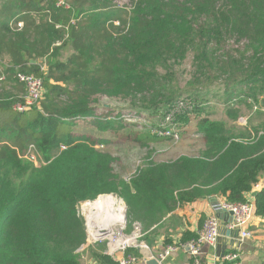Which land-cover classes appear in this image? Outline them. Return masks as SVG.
Here are the masks:
<instances>
[{
  "label": "trees",
  "instance_id": "1",
  "mask_svg": "<svg viewBox=\"0 0 264 264\" xmlns=\"http://www.w3.org/2000/svg\"><path fill=\"white\" fill-rule=\"evenodd\" d=\"M190 55L186 90L174 70ZM19 74L41 79L44 89L39 106L23 113L14 109L26 92ZM221 75L232 120L242 106L264 108V0H138L132 10L110 0H0V264H82L87 232L78 208L105 194L125 201L129 224L146 226L200 199L251 202L264 174V122L241 132L211 119L207 97ZM100 98L135 109L105 117ZM140 113L172 115L180 140L194 130L200 154L152 160L125 181L111 152L97 148L127 128L109 117ZM170 140L151 130L134 138L142 148ZM252 203L264 217V188ZM96 253L117 264L104 248Z\"/></svg>",
  "mask_w": 264,
  "mask_h": 264
},
{
  "label": "rangeland",
  "instance_id": "2",
  "mask_svg": "<svg viewBox=\"0 0 264 264\" xmlns=\"http://www.w3.org/2000/svg\"><path fill=\"white\" fill-rule=\"evenodd\" d=\"M97 1L107 2L108 0H97ZM137 1L138 0H110V2L116 5L118 8H126L131 10L133 9V7H135ZM229 46L237 48V46L233 42H231ZM223 52L224 51H221L220 53ZM69 56H70L69 53L62 54L61 58L67 59ZM174 71H176L177 79L180 82V87L182 89L187 90L189 88L187 87V85L193 83V72H194L193 55H190L189 58L181 66L176 67ZM219 75L220 74H218V76ZM222 75L220 80H218L217 82V85L219 86L213 85L211 87V90L213 92L207 97L208 100L207 105L212 108V111L210 112L211 119L217 121H224V122L227 121L229 125L237 126V129H240L241 132H245L246 128H251L252 130L253 127H256L260 123L264 122V108L258 106H254L253 109H248L247 107H243V106L240 107L242 109L241 116L239 119H237V121L236 120L234 121L229 117L226 104L224 102L226 99L224 98L223 93H220L219 91L222 90L221 87L223 86V83H226L228 79L227 75L226 76H222ZM0 93H4V91L0 90ZM7 94H11V93H7ZM99 101L102 106L99 107L98 112L100 113V115L105 117L106 115H109L112 109L119 111L126 110L127 108L135 109L131 105L130 101L127 100L124 101L113 98H100ZM180 107L186 108V104H180ZM111 117H109L107 120H113V122L122 121L124 124H126L127 128L124 132H121L120 134L121 137L118 139V141H115L113 145L108 146L106 148L103 146H99L97 149L105 153L106 150L111 152L113 159H115L114 173L123 176L125 181L127 182H129L130 178L135 176L142 167H145V165H147V163H150L152 160L156 163H162L167 161L169 162L173 161L176 159V157L180 155L200 154V149L202 148V142L199 139V136L195 135L194 134L195 131L193 130V128H191L193 131L190 134L185 135L184 138L180 140V138L177 135L175 124H173L174 120L172 118L173 117L172 115H170L169 119H165L163 121L159 117L144 115L142 113L126 114L121 116L120 118H111ZM84 124L85 123L83 119L77 120L76 125L83 126ZM88 126L90 125L88 124ZM139 130L141 131L151 130L159 135L160 134L167 135L171 133L176 138V141H171V140L164 141L162 143L156 144L155 146H152V148L138 147V145L134 141V138ZM129 136L130 138H133V140L130 139V141H128ZM64 149L65 148L61 150ZM34 157L35 156L31 154V152L27 153L26 158L32 161L36 167H40V162L38 158L36 157L35 159H33ZM102 197H108L112 200L113 206L110 207V209H108L109 207L107 206L103 209H98L96 207V203L99 202ZM121 207L125 209V211L123 210V214H124L123 218L125 224H123V222L115 223L116 221H113L114 218L112 217L113 215H118L117 210L120 209ZM78 209H79V214L84 219L86 226L87 242L85 245L86 246L85 250L86 249L88 250V248H96L97 250L104 248L106 251V244L103 243H96L94 245L88 244L89 229L92 228L91 223L93 221H94L93 226H95V228L97 229L102 227L104 224L108 222L106 224V227H108L110 231H114L116 228L119 229L121 228L122 225L126 227L125 229L126 233H131L132 231H134L133 226L135 225L141 232H145L144 229L146 227V224L142 223L141 221L133 219V221L130 222L129 224L127 205L125 201L122 198H120L118 195L115 194L101 195L98 198H96V200L94 201H89L81 204ZM108 211L110 212L106 213ZM101 223L104 224L102 225ZM97 245H102V246H97Z\"/></svg>",
  "mask_w": 264,
  "mask_h": 264
},
{
  "label": "crops",
  "instance_id": "3",
  "mask_svg": "<svg viewBox=\"0 0 264 264\" xmlns=\"http://www.w3.org/2000/svg\"><path fill=\"white\" fill-rule=\"evenodd\" d=\"M263 188L264 174L253 192L248 195V199L253 201L256 193L262 191ZM222 200V198L210 197L178 207L173 212L166 214L157 224L145 227L144 241L148 245L147 251L151 253V257L143 256L142 250H131L128 254H137L139 264H194L193 257L185 250H179L163 260H160V255L165 247L172 243L187 242L196 238L206 220L215 216L220 222V236L215 247L202 246L199 255L201 264H227L224 257L230 253H237L241 264H264V217L254 218L249 228L252 237L242 240L238 232L228 230L230 216L214 211L215 204ZM106 206L110 207L111 204ZM96 207L98 209L105 208L100 204ZM93 222L91 226L94 225ZM93 228L96 230L95 226ZM85 248L86 246L81 251H84ZM94 249L95 253L86 250L81 254L82 264H102L95 257L97 249Z\"/></svg>",
  "mask_w": 264,
  "mask_h": 264
},
{
  "label": "built area",
  "instance_id": "4",
  "mask_svg": "<svg viewBox=\"0 0 264 264\" xmlns=\"http://www.w3.org/2000/svg\"><path fill=\"white\" fill-rule=\"evenodd\" d=\"M59 5H64V3L61 2ZM42 70H47L46 63H43ZM3 80L4 77H1L0 81ZM18 80L25 85L26 92L23 96V102L15 105L14 109L17 112L23 113L26 110L39 106L43 97V81L25 74H19ZM167 135L171 136L173 134L169 133ZM31 154L33 153L31 152ZM33 155L35 156L33 159H35L36 155ZM214 211L217 213H226L230 216V221L227 226L228 230L238 232L242 240L252 237L249 228L256 217L252 201L246 204H229L224 200L218 201L214 206ZM123 224H125L124 221ZM133 228L134 231L131 233H126V227L122 225L121 228H116L113 232L101 230L96 233L93 228H90L88 244H106L105 254L110 256L117 264H139L138 257L133 254H128V251H141L148 250L149 248L144 241L146 233L141 232L135 225ZM219 236L220 222L215 216H212L206 220L196 238L187 242L172 243L166 246L160 255V260L168 258L179 250H185L193 257L194 264H201L199 255L202 246L209 245L215 247ZM224 260L227 264H241L237 253L227 254Z\"/></svg>",
  "mask_w": 264,
  "mask_h": 264
},
{
  "label": "bare ground",
  "instance_id": "5",
  "mask_svg": "<svg viewBox=\"0 0 264 264\" xmlns=\"http://www.w3.org/2000/svg\"><path fill=\"white\" fill-rule=\"evenodd\" d=\"M98 204H100L102 207H105L106 205H110L111 204V206L110 207H112L113 205V203H112V200L110 199V198H108V197H102L101 199H100V201L99 202H97L96 203V205H98ZM118 206V205H117ZM121 206V205H120ZM110 207L108 208V209H110ZM117 209V208H116ZM123 210L125 211V209L124 208H120V209H118L117 210V213H118V215H113L112 217L114 218V220L113 221H116L115 223H117V222H123L124 221V218H123ZM111 211V210H110ZM110 211H108V212H106V213H109ZM113 211V210H112ZM96 212V211H95ZM121 212H122V214H121ZM106 213H105V215H106ZM113 213V212H112ZM115 213V212H114ZM108 215V214H107ZM104 220H105V218H104ZM110 220H112V219H110ZM99 222H101V221H99ZM108 223V222H107ZM106 223V224H107ZM102 225L104 224V223H101ZM100 224V225H101ZM106 224H104L102 227H100V228H96V233H98V232H100L101 230H105V231H107V232H109L110 231V229L108 228V227H106ZM115 225H117V224H115ZM92 228H93V226H91ZM111 227V226H110ZM113 232V231H112Z\"/></svg>",
  "mask_w": 264,
  "mask_h": 264
},
{
  "label": "water",
  "instance_id": "6",
  "mask_svg": "<svg viewBox=\"0 0 264 264\" xmlns=\"http://www.w3.org/2000/svg\"><path fill=\"white\" fill-rule=\"evenodd\" d=\"M141 254H142L143 256H145L146 258L151 257V253H150L149 251H147V250H142V251H141Z\"/></svg>",
  "mask_w": 264,
  "mask_h": 264
}]
</instances>
